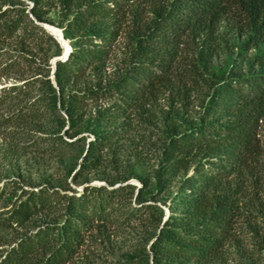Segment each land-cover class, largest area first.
<instances>
[{"label": "trees", "instance_id": "trees-1", "mask_svg": "<svg viewBox=\"0 0 264 264\" xmlns=\"http://www.w3.org/2000/svg\"><path fill=\"white\" fill-rule=\"evenodd\" d=\"M41 3L42 0H32L31 11L37 21H43L42 14L35 10ZM127 3L128 0L60 1L67 19L62 34L69 39L71 49L66 59L55 61L54 83L48 73L39 78L48 90L39 97L41 107L33 113L43 116L48 108L44 100L51 99V109L56 111L58 103L67 127L74 129L83 121L88 104H105L95 109L98 128L85 142L76 172L98 166L104 147L111 141L112 129L104 126L147 100L157 83L168 77L185 34L211 35L223 18H232L236 30L244 36L240 47L254 51L252 61L256 67L252 72H230L218 79L196 123L174 132L162 145L156 184L165 189L173 182L177 184L169 193L164 219L163 212L155 214L151 204L123 207L117 196L125 185L100 184L86 185L77 194L62 195L65 202L59 222L29 227L32 216L52 206L55 192L46 188L23 191L14 200L7 198L10 207L1 222L23 228L24 233L0 251V264H67L93 222L108 220L116 213L127 219L140 211L149 212L157 226L140 264H211L231 232L237 213L233 195L236 191L227 182L253 154L259 121H264V0H166L154 9L146 28L135 34L130 63L122 73L103 84L73 89L87 71H97L106 62L119 36ZM3 14L0 12V32L9 35L18 28V22L27 20L46 41L59 43L23 11L21 19L19 13L10 21H2ZM42 60L50 65L47 58ZM140 180L136 196L148 185ZM112 264L139 263L123 259Z\"/></svg>", "mask_w": 264, "mask_h": 264}, {"label": "rangeland", "instance_id": "rangeland-1", "mask_svg": "<svg viewBox=\"0 0 264 264\" xmlns=\"http://www.w3.org/2000/svg\"><path fill=\"white\" fill-rule=\"evenodd\" d=\"M60 1L42 0L35 9L43 16V21L38 22H45L46 29L58 38L67 21ZM164 1L128 0L119 36L106 62L97 71H87L72 88L93 87L122 73L130 63L135 34L146 28L154 9ZM31 9L32 0H0V12L5 13L2 21H10L19 13L21 19L23 11L35 22ZM74 9L75 6L69 8L67 18ZM18 23L11 34L0 32V251L24 233L23 228L1 222L10 207L7 198L14 200L31 189L46 188L55 192V198L50 208L32 216L29 227L59 222L65 202L62 195L77 194L86 185H125L117 196L123 207L151 204L155 214L162 211L164 217L169 193L177 184L173 182L168 189L156 184L162 145L174 132L196 123L218 79L230 72H252L256 67L252 61L254 51L240 47L244 36L236 30L235 21L223 18L208 36L185 34L168 77L157 83L147 100L104 126L112 129L111 141L104 147L98 166L81 172L76 170L85 142L98 128L95 109L105 104H88L83 121L74 129L67 127L58 103L56 111L51 109V99L44 100L47 112L37 117L33 112L41 107L39 97L48 90L39 78L45 73L51 76V60L61 46L42 38L27 20ZM62 46L68 49L69 39L63 37ZM40 55L50 65H45ZM259 124L253 154L227 182L236 191L233 195L237 213L230 234L211 264H264V121ZM140 178L148 185L136 196ZM137 213L127 219L116 213L108 220L94 221L67 264H112L123 259L140 264L157 226L149 212Z\"/></svg>", "mask_w": 264, "mask_h": 264}, {"label": "water", "instance_id": "water-1", "mask_svg": "<svg viewBox=\"0 0 264 264\" xmlns=\"http://www.w3.org/2000/svg\"><path fill=\"white\" fill-rule=\"evenodd\" d=\"M35 23H37L38 25H40L41 27H43L49 34H51L54 38H56V40L59 42L60 46H61V52L59 55L55 56L52 58L51 60V80L52 82L54 83V80H53V70H54V67H55V61L56 60H64L67 58V55H68V52L70 51V45H69V48L66 49L64 48V46H62V40H63V34H62V30L60 29V37L58 38L54 33L48 31L45 27V22H38V21H35ZM166 215V214H165ZM165 215L163 217V219L165 218Z\"/></svg>", "mask_w": 264, "mask_h": 264}]
</instances>
